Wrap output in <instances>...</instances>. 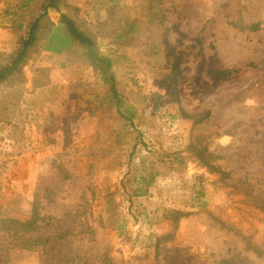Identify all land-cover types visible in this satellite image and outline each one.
I'll return each mask as SVG.
<instances>
[{"label": "rangeland", "instance_id": "rangeland-1", "mask_svg": "<svg viewBox=\"0 0 264 264\" xmlns=\"http://www.w3.org/2000/svg\"><path fill=\"white\" fill-rule=\"evenodd\" d=\"M47 1L0 0V65ZM60 7L97 34L115 16L98 42L121 103L80 46L41 50L21 83L0 85V264L95 255L167 264V248L177 246L199 258L182 264H264V254L245 249L247 241L264 247V0ZM61 11L49 10L52 23ZM204 110L210 121L193 129L189 115ZM197 135L208 137L202 145L219 169L191 152Z\"/></svg>", "mask_w": 264, "mask_h": 264}, {"label": "trees", "instance_id": "trees-1", "mask_svg": "<svg viewBox=\"0 0 264 264\" xmlns=\"http://www.w3.org/2000/svg\"><path fill=\"white\" fill-rule=\"evenodd\" d=\"M63 0H48L46 4L42 7V12L35 18L28 27L27 34L18 42V46L11 54L8 55L5 63L0 65V85L4 83H12L20 80L22 82L23 69L25 65L29 62L31 57L41 51L46 50L54 53H63L69 50L73 46H80L83 48L84 59L89 62L91 66L94 67L102 78L105 84L109 85L111 88L112 95L117 99L118 103H121L118 95V89L116 86V76L113 71V60L110 56L104 54L99 47L98 37L100 36H110V22L114 19V15L108 16L104 22H100L103 29V33L100 31L97 34L93 29L85 28L82 26L74 16L68 14L67 12L61 11L60 4ZM54 8L61 11L59 23H52L49 18V10ZM159 21L162 20L163 13L158 14ZM259 22H255L249 26L251 30L259 29ZM108 28V30H107ZM100 29V28H99ZM105 32V33H104ZM227 72H224V76ZM239 95V94H238ZM237 95V96H238ZM235 96V97H237ZM118 104V105H119ZM194 121L193 129L196 126L202 124L204 121H210V110H204L199 113L190 114ZM120 131V130H119ZM119 131L115 144L118 146L123 145L126 142V135ZM221 133L219 131L214 132L213 136H219ZM208 137L202 139V135H197L196 139L200 146L196 143L193 144L191 152H194L195 156L199 157L203 163L209 164L210 160L215 158V154L210 150L209 142L203 144V141H207ZM106 153L103 152V155ZM175 158L182 160V157L175 154ZM214 169H219V166L211 165ZM155 176L152 175V178ZM158 247L160 245V239L156 244ZM245 249L247 251H253V253L262 257L264 254V247L259 242H248ZM167 264H182L181 261L183 256H187L188 259H195L192 254L188 253L182 247H168L167 248ZM199 259V258H197ZM199 264H252L246 261L244 258H228L222 259L216 263H209L207 260H199ZM79 264H113L111 258L100 257V256H83L79 258Z\"/></svg>", "mask_w": 264, "mask_h": 264}, {"label": "crops", "instance_id": "crops-1", "mask_svg": "<svg viewBox=\"0 0 264 264\" xmlns=\"http://www.w3.org/2000/svg\"><path fill=\"white\" fill-rule=\"evenodd\" d=\"M0 47H2L3 49L6 48V46L4 44L0 43Z\"/></svg>", "mask_w": 264, "mask_h": 264}]
</instances>
